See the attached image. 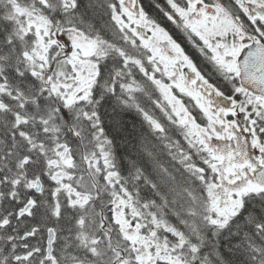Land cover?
Instances as JSON below:
<instances>
[{"label":"snow or ice","instance_id":"1","mask_svg":"<svg viewBox=\"0 0 264 264\" xmlns=\"http://www.w3.org/2000/svg\"><path fill=\"white\" fill-rule=\"evenodd\" d=\"M0 264H264V0H0Z\"/></svg>","mask_w":264,"mask_h":264},{"label":"flooded vegetation","instance_id":"2","mask_svg":"<svg viewBox=\"0 0 264 264\" xmlns=\"http://www.w3.org/2000/svg\"><path fill=\"white\" fill-rule=\"evenodd\" d=\"M185 44H183V46L186 48V50L189 52L190 55H193V58L196 59L197 63H200V59L198 57V55L194 52V50H192L190 47L189 49L187 48L189 45L185 46Z\"/></svg>","mask_w":264,"mask_h":264},{"label":"trees","instance_id":"3","mask_svg":"<svg viewBox=\"0 0 264 264\" xmlns=\"http://www.w3.org/2000/svg\"><path fill=\"white\" fill-rule=\"evenodd\" d=\"M185 46H187V44H186ZM189 47H190V46H188L187 48L189 49Z\"/></svg>","mask_w":264,"mask_h":264}]
</instances>
